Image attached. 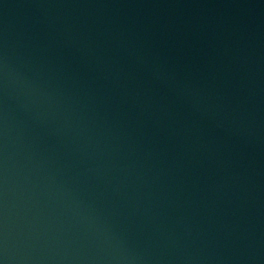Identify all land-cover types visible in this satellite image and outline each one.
I'll return each mask as SVG.
<instances>
[{"label": "water", "instance_id": "1", "mask_svg": "<svg viewBox=\"0 0 264 264\" xmlns=\"http://www.w3.org/2000/svg\"><path fill=\"white\" fill-rule=\"evenodd\" d=\"M0 264H264V0H0Z\"/></svg>", "mask_w": 264, "mask_h": 264}]
</instances>
